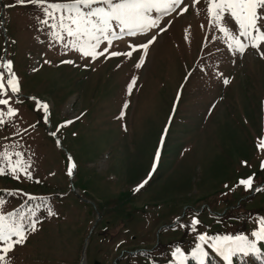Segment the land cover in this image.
I'll return each instance as SVG.
<instances>
[{
    "label": "rangeland",
    "instance_id": "obj_1",
    "mask_svg": "<svg viewBox=\"0 0 264 264\" xmlns=\"http://www.w3.org/2000/svg\"><path fill=\"white\" fill-rule=\"evenodd\" d=\"M189 4L183 15L162 18L165 32L157 35V27L122 37L92 60L55 40L36 6L0 0V58L12 62L20 88L12 94L4 83L0 152L12 153L13 161L21 153L33 177L0 175L7 195L0 211H14L23 192L45 201L33 202L36 230L6 255V264H168L177 262L176 247L191 257L200 234L253 239L264 218V191L254 190L264 186V148L257 147L264 139V58L252 48L230 51L209 26L203 0ZM151 36L156 41L139 68L142 49L130 58L110 56ZM200 72L207 74L203 83ZM174 100L153 171L155 141ZM9 107L16 110L11 117ZM250 176L253 186L246 190L239 181ZM257 247L264 254V243Z\"/></svg>",
    "mask_w": 264,
    "mask_h": 264
},
{
    "label": "snow or ice",
    "instance_id": "obj_2",
    "mask_svg": "<svg viewBox=\"0 0 264 264\" xmlns=\"http://www.w3.org/2000/svg\"><path fill=\"white\" fill-rule=\"evenodd\" d=\"M18 4H32L42 13L43 19L39 22L51 29L50 35L57 41H66L65 48H71L81 54L83 57H91L96 60L109 51L113 42L122 37H137L147 35L150 30L159 27L163 17L176 12L183 15L190 8L189 0H16ZM200 3V0H191V6ZM209 26L222 33L221 39L227 45L230 51L244 54L248 48H252L264 58V0H203ZM178 10V11H177ZM171 21H169V24ZM167 25L159 27V33L165 32ZM156 36H151L146 42L139 45H130L131 50L121 52H111V57L127 56L131 57L133 52L142 49L139 60L135 67L142 66L147 50L150 45L156 41ZM243 38V39H241ZM212 39H217L213 36ZM106 43L103 51H99L102 44ZM62 63H73V61H62ZM0 67L5 69L9 76L7 85L12 94L20 91L18 80L12 72V62L0 58ZM4 73L0 72V96L4 95ZM227 84V78L223 81ZM136 84V77H133L127 86V91L131 94ZM179 99V92L177 94ZM7 99H0V105H7ZM39 106V105H38ZM127 102L124 104L126 108ZM175 108V105H174ZM43 109L47 114L48 105L44 104ZM16 110L9 107L6 115L11 117L15 115ZM123 111L121 116H123ZM171 119V116H170ZM0 123L3 119L0 118ZM66 123H71L67 121ZM53 136L56 133H52ZM163 142V136L161 143ZM59 144V141H57ZM258 148H264V139H261L257 145ZM12 153L7 151L0 152V175H11L14 179H19L22 173L27 179H32L27 161L21 157V153H15V161L12 160ZM159 149L153 163V171L156 168V162L159 160ZM71 161V157H69ZM261 167L264 168V162ZM74 163H69L68 175L73 174ZM151 173H149V178ZM38 182V181H37ZM148 182L145 179L135 189L139 191ZM246 190L252 189L253 177L239 181ZM256 191H264V188H256ZM3 191V190H0ZM10 195L19 194L9 193ZM28 195V194H24ZM29 200H35L37 197L28 196ZM43 199V198H40ZM5 203L0 199V205ZM30 213L25 216L23 211H0V244L3 245L0 255V264H6V255L14 251L15 246L23 244L27 239V233L36 230V223L31 220ZM53 215L51 211L48 213ZM193 226L199 223V220L193 218L190 222ZM258 230L251 232L250 239L248 235H217L209 236L200 234L198 243L191 250L190 256L197 264H206L209 252L202 245H207L212 252L222 258L225 264H232V258L237 254L249 253L256 254L260 251L257 242L264 243V218L258 220ZM15 238V239H13ZM171 256L179 264H185L189 255H185L180 247L172 251ZM7 264H11L10 260Z\"/></svg>",
    "mask_w": 264,
    "mask_h": 264
},
{
    "label": "trees",
    "instance_id": "obj_3",
    "mask_svg": "<svg viewBox=\"0 0 264 264\" xmlns=\"http://www.w3.org/2000/svg\"><path fill=\"white\" fill-rule=\"evenodd\" d=\"M261 188H264V186H262ZM161 254L162 256H164L165 253L162 252ZM235 260H236V264H264V254L262 252L258 254L249 253L247 256L243 254H237L235 255ZM208 261L210 264H216V262L210 256H208ZM168 264H179V263L174 262ZM185 264H197V263L194 259L189 257V259L185 262Z\"/></svg>",
    "mask_w": 264,
    "mask_h": 264
}]
</instances>
